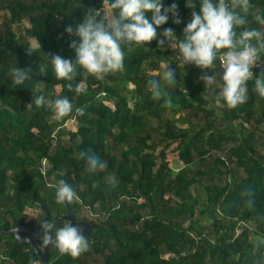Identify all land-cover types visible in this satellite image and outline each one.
<instances>
[{
	"label": "trees",
	"instance_id": "trees-1",
	"mask_svg": "<svg viewBox=\"0 0 264 264\" xmlns=\"http://www.w3.org/2000/svg\"><path fill=\"white\" fill-rule=\"evenodd\" d=\"M173 2L182 22L174 24L170 13L157 28L158 38L171 27L182 39L191 19L187 0H164L165 6ZM194 3L199 12V0ZM250 3L249 26L264 31L253 20L264 13V0ZM90 8L102 11V0H0V264H264V98L253 90L254 80L247 83V103L235 109L223 101L216 105L219 60L218 79L205 89L198 79L204 70L182 65L178 48L161 49L153 40L149 52L122 45L123 69L103 79L78 67L73 89L84 83L87 92L70 91L49 59L59 54L75 60L70 44L79 37L65 28L75 29ZM164 62L179 82L169 90L171 108L152 100L146 88L148 79L162 75ZM15 68L28 75L21 85L13 82ZM260 72L253 68L254 77ZM41 95L46 103L37 107L33 101ZM58 97L74 106L61 120L48 107ZM84 105L85 114L76 115ZM70 120L76 129L66 126ZM88 151L107 168L88 172L80 159ZM109 176L116 177L115 187ZM60 180L79 195L70 206L77 219L91 224L94 239L78 258L51 247L45 262L32 244L6 231L19 224L35 229L46 210L53 234L66 224L57 218L66 206L55 202V188L48 187ZM28 207L41 210L38 218H30ZM40 237L35 241L42 248Z\"/></svg>",
	"mask_w": 264,
	"mask_h": 264
},
{
	"label": "clouds",
	"instance_id": "clouds-1",
	"mask_svg": "<svg viewBox=\"0 0 264 264\" xmlns=\"http://www.w3.org/2000/svg\"><path fill=\"white\" fill-rule=\"evenodd\" d=\"M103 9H88L83 21L76 25L67 26L65 32L79 37V42L73 40L70 47L75 50V60L65 59L59 54H51L49 59L57 80H66L67 88L77 94L86 93L84 83L76 84L73 89L71 81L77 76V68H82L88 75L103 79L109 73L123 69L125 51L122 45H127L133 51V45H141L145 52L151 51L147 45L153 40L157 47L164 49L178 48L182 65H195L202 70L199 80L203 81L205 89L217 81L218 73L215 62L219 60L222 69L220 79L221 89L214 96V102L219 105L223 101L229 109H235L248 101L247 83L254 80V91L264 98V67L260 64L264 56V31L250 27L248 19L252 7L250 0H199V12L195 11L194 0H187L186 7L193 9L191 19L183 28V38L178 39L171 27L164 28L159 33L157 28L166 24L169 14L174 24H180L181 18L178 4L173 2L165 6L164 0H102ZM116 10H119L118 15ZM253 20L264 26V13H256ZM40 47V46H39ZM34 49L30 48V52ZM170 62L161 63L163 69L159 78H150L146 82L150 98L161 102L165 108H171L173 100L170 89L178 85L176 70L170 68ZM260 67L258 77H254L253 68ZM209 69H213L209 73ZM39 71L47 74L46 66L40 64ZM13 82L21 85L28 75L20 68L12 71ZM98 94L96 99L99 100ZM34 104L43 106L46 101L43 95L35 97ZM55 113L56 119L61 120L74 111L72 102L67 97H58L48 103ZM87 105L76 107L78 116L85 114ZM80 159L86 163L88 172H97L107 168V162L94 152H81ZM41 175L46 176L45 169H40ZM108 183L115 187L117 179L109 176ZM55 188V202L71 205L79 202L80 197L75 189L64 180L57 184H49ZM48 220L41 221L42 240L45 248L55 247L59 253L78 258L89 248V240L84 236L78 224L67 223L55 228ZM16 231V230H15ZM20 240L21 237L17 235ZM259 239V238H258ZM35 264V261L32 262Z\"/></svg>",
	"mask_w": 264,
	"mask_h": 264
},
{
	"label": "water",
	"instance_id": "water-1",
	"mask_svg": "<svg viewBox=\"0 0 264 264\" xmlns=\"http://www.w3.org/2000/svg\"><path fill=\"white\" fill-rule=\"evenodd\" d=\"M65 206L67 209L66 214H64L62 216H57V218H59V219L61 218L65 221L73 223V224H78L81 227L84 236L89 240V242H91L94 239L93 237L90 236L91 224L86 220L77 221L76 217H75V211L67 203L65 204ZM50 217H51V212L49 210H46V215L43 218H40L38 225L35 229H30L23 224H19L16 227L8 229L6 232L8 234H14L16 238H17V235H19L21 237V239L20 240L18 238L17 239L21 243H27L28 242V243L32 244L33 249L35 251V254L38 255L43 261L49 262L50 261V248L51 247L45 248L43 245V247L41 248L38 246L35 239L41 235V231H42L41 221L49 220ZM25 233H27L29 235L27 236Z\"/></svg>",
	"mask_w": 264,
	"mask_h": 264
},
{
	"label": "rangeland",
	"instance_id": "rangeland-1",
	"mask_svg": "<svg viewBox=\"0 0 264 264\" xmlns=\"http://www.w3.org/2000/svg\"><path fill=\"white\" fill-rule=\"evenodd\" d=\"M23 23H25V25H29V22L28 20H24ZM30 41L31 43L35 44L36 43V40L34 38H30ZM108 104H111V102H108ZM66 126L70 129V130H73V129H76V122L74 120H70L66 123ZM174 160H175V154L174 153H169L168 155V161L170 162V164H174ZM27 212L30 216V218H35L37 216H39V213H41V210L38 208V207H28L27 209ZM83 215H87L89 216L90 218L92 219H95L96 217L91 215L89 211L87 210H84V212H82ZM78 215V214H77ZM67 224V222H66Z\"/></svg>",
	"mask_w": 264,
	"mask_h": 264
},
{
	"label": "flooded vegetation",
	"instance_id": "flooded-vegetation-1",
	"mask_svg": "<svg viewBox=\"0 0 264 264\" xmlns=\"http://www.w3.org/2000/svg\"><path fill=\"white\" fill-rule=\"evenodd\" d=\"M66 212H67V211H66ZM66 212H65V213H62V215L66 214ZM62 215H61V216H62ZM75 217H77V216H76V213H75ZM39 220H40V219H39ZM76 220H77V221H80V220H82V219H77V218H76ZM38 222H39V221H38ZM65 222H67V221H65ZM67 223H70V222H67ZM25 234H26L27 236L29 235V234H27V233H25ZM40 236H41V235H40ZM40 236H39V237H40Z\"/></svg>",
	"mask_w": 264,
	"mask_h": 264
}]
</instances>
